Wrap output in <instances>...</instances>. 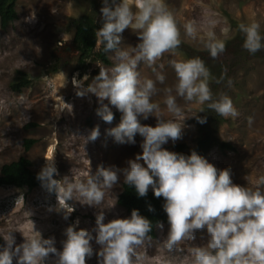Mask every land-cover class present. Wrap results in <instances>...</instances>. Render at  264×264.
<instances>
[{"label":"clouds","instance_id":"clouds-1","mask_svg":"<svg viewBox=\"0 0 264 264\" xmlns=\"http://www.w3.org/2000/svg\"><path fill=\"white\" fill-rule=\"evenodd\" d=\"M102 26L95 30L94 51L108 54L112 66L106 68L100 61L98 74L91 82L85 74L81 79L73 77L76 95L84 97L95 94L99 107L96 114L106 123H111L114 114L109 105L122 115L118 125L107 130L116 143L135 144L139 134L142 151L126 161V166H98L94 174L84 179H62L58 175L53 156L46 157V163L37 174V180L52 199L55 194L57 204L48 211L63 210V218L68 219L75 209L68 201H79L81 205L101 209L96 214L95 226L89 230L77 228L79 220L64 229L62 248L55 246V237L43 238L36 234L24 236L22 243L16 244L12 230L0 234L6 244L0 249V264H46L52 254L51 264H86V256L94 253L91 241L100 247L96 250L97 264H144L145 257L137 249L151 242L149 235L153 224L145 216L133 209L130 216L117 217L105 223V214L100 206L105 200V190L123 183L134 187L139 197L147 195L149 188L156 197H163L162 205L167 215L168 231L163 239V248L171 252L179 250L182 242L195 239L197 230L206 229L207 239L190 248L189 264H264V175L248 181L246 186L233 183L230 169H217L197 151L190 154L169 151L163 145L181 138L183 124L174 119L163 118L166 110L172 117L183 118L184 109L177 103V97L187 104L204 106L224 118H236L239 112L231 98L212 93L209 82L215 79L200 57L169 59L175 72V82L162 89V110L159 102L152 97L161 91L157 83L164 84L163 64H158L165 53L177 55L182 43L177 22L168 9L165 0H102L100 8ZM130 28L138 37V42L122 47V33ZM243 34L242 47L250 54L264 50V34L257 21L240 23ZM185 35L199 39L211 58L224 53L225 43L212 30L203 35L193 22L184 24ZM146 64L155 74V79L141 77L137 70ZM223 79V74L216 80ZM229 86L231 80L228 81ZM107 100L108 103H104ZM57 112L64 107H55ZM197 112V113H198ZM196 116L199 123L207 117ZM156 118V125L142 124L138 117L147 120ZM251 125L252 117L248 118ZM100 135L99 126H94L85 137L95 141ZM143 161V164L141 163ZM40 186V185H39ZM38 187V186H37ZM37 187L33 188L36 189ZM20 190L16 187H11ZM32 189V190H33ZM31 190V191H32ZM30 191V192H31ZM111 203L106 208L115 206ZM149 205V211H152ZM157 227L163 229L162 222ZM95 233V235H93ZM161 264H168L162 258Z\"/></svg>","mask_w":264,"mask_h":264},{"label":"rangeland","instance_id":"rangeland-1","mask_svg":"<svg viewBox=\"0 0 264 264\" xmlns=\"http://www.w3.org/2000/svg\"><path fill=\"white\" fill-rule=\"evenodd\" d=\"M168 9L173 13L180 32L181 45L184 50L177 49V55L165 53L157 61L163 64L158 68L165 75L164 84L157 83L158 91L153 97L154 102H159L161 109L162 89L175 82V72L169 65V59H188L200 57L212 76L210 89L228 95L234 107L239 112L236 118H224L218 123L213 133L217 141H225L233 149H220L216 143L209 146L203 153L216 168L230 169L233 183L246 186L248 181L254 180L258 175H264V50L250 54L242 47L237 36L243 37L239 31L240 23L257 21L264 34V0H165ZM102 0H16L15 10L17 18L0 26V167L20 157H25L31 162V169L39 172L45 165V156L50 148L53 160L58 170L54 178L62 179L64 176L72 181L84 179L89 174H94L98 166H126L129 158H134L140 153L142 137L137 134L135 144H120L108 135L107 130L115 127L120 121L113 120L106 123L97 116L99 107L95 94L88 93L84 97L76 95V88L72 79H81L88 74L89 79L84 85L89 84L95 75L93 70L99 67L93 62L84 74L75 69L78 53L72 38L74 26L73 19L86 14L91 15L96 24L101 27ZM193 22L199 35L208 30L215 32L217 38L225 43V51L216 59L210 57L203 43L197 38L185 35L184 24ZM122 47L138 42V37L126 28L122 33ZM108 58V54H107ZM102 63L106 68L112 66ZM57 68L53 71V68ZM220 76L215 77V70ZM141 77L155 79V74L143 62L138 65ZM19 71L27 74L29 82L15 91L13 86L18 82ZM223 74V79L216 82ZM231 80L229 86L228 81ZM104 103H108L107 100ZM177 103L184 109L183 118L172 117L163 111V118L174 119L183 124L181 138L173 143L171 140L164 148L175 152V145L183 143L186 147L195 146L200 136L198 120L195 115L201 106L187 104L182 98L177 97ZM59 105L63 111L57 113ZM112 111L119 112L114 106L109 105ZM57 113V114H56ZM201 112L197 113L200 116ZM252 117L249 125L248 118ZM142 124L155 126L157 121L154 116L147 120L138 117ZM99 126L100 135L95 141H86V136L94 126ZM32 139L34 142L29 149H25L24 140ZM143 164V161H141ZM123 178L112 189L105 190V200L100 206L105 214V223L111 219L130 216L124 208L116 202L121 191ZM14 188L0 186V202ZM23 193V200L12 210L0 211V234L9 229L15 237V243L20 244L24 236L36 234L39 231L43 238L55 237V246L62 248L61 241L64 229L77 219V228L91 230L95 226L96 214L101 211L96 207L81 205L79 201H68L74 207L68 219L63 218V210L48 211L49 206L57 204L55 194L52 199L44 198L45 190L40 186L29 193ZM41 193V194H40ZM111 203H116L111 208ZM1 208V205H0ZM163 229L155 228V236L151 242H146L137 250L143 253L144 264H161L166 258L168 264H189L190 248L206 242V229L197 230L195 239L182 242L179 250L171 252L163 248V239L167 235L168 225ZM24 235V236H23ZM95 235V233H93ZM1 238L0 249L6 244ZM94 249L93 255L86 256V264H97L95 252L99 245L91 241ZM52 254L46 264H51ZM13 264H16L15 258Z\"/></svg>","mask_w":264,"mask_h":264},{"label":"trees","instance_id":"trees-1","mask_svg":"<svg viewBox=\"0 0 264 264\" xmlns=\"http://www.w3.org/2000/svg\"><path fill=\"white\" fill-rule=\"evenodd\" d=\"M15 4L16 0H0V26L2 28L6 27L8 23L17 18ZM71 24L75 29L72 41L78 53L75 69L79 71L80 74H84L95 61L109 64L107 54L102 51L97 52L93 50L95 47L94 32L99 28L93 17L84 14L79 18L73 19ZM237 37L239 43L243 44L244 38ZM178 49L184 50L185 46L180 44ZM220 69L221 68L218 67V72L215 70V77L220 76ZM56 70V67L53 68V71ZM98 72L97 69L93 70L95 76ZM19 74L20 77L18 82L13 86L15 91H20L21 87L29 82L26 73L19 71ZM211 91L214 96L217 95V90L212 89ZM112 112L114 114L113 120L120 121L122 114L117 111ZM200 116H206L207 120L203 124L198 122L200 136L197 138L195 146L188 148L183 143H179L175 145V152L188 155L191 150H195L200 155H203L206 149L214 143H216L220 149H233V146L230 143L217 141L213 134L218 123L222 120V117L217 115L214 111L207 109L206 106H204V112H201ZM33 142L34 140L32 139H25V149H29ZM30 166V160L25 157H20L10 163L3 164L0 167V186L16 187L23 190L25 193H29L33 188L41 184L36 178L39 172L32 170ZM116 202L119 206L124 208L127 213L131 214L133 209H138L141 215L148 218L153 224L152 230L149 234L152 238L155 236L157 221L168 225L167 215L162 207L164 199L163 197H156L151 188H149L146 196L139 197L134 187L122 183L121 191L117 195ZM149 205H151L153 209L152 211H149Z\"/></svg>","mask_w":264,"mask_h":264},{"label":"built area","instance_id":"built-area-1","mask_svg":"<svg viewBox=\"0 0 264 264\" xmlns=\"http://www.w3.org/2000/svg\"><path fill=\"white\" fill-rule=\"evenodd\" d=\"M45 190V189H44ZM44 198L47 196L50 197L49 193L45 190ZM41 194V193H40ZM23 193L19 192L18 190H13L12 194L6 196L4 200L0 202L1 208L0 211L6 212L8 210H12L16 205L20 204L23 200Z\"/></svg>","mask_w":264,"mask_h":264},{"label":"bare ground","instance_id":"bare-ground-1","mask_svg":"<svg viewBox=\"0 0 264 264\" xmlns=\"http://www.w3.org/2000/svg\"><path fill=\"white\" fill-rule=\"evenodd\" d=\"M57 106V105H56ZM57 107H60L59 105L57 106ZM57 111V110H56ZM58 113V112H57ZM56 113V114H57ZM49 156H52V151H51V149L49 148L48 149V151H47V153H46V156H45V161H46V157H49ZM47 162V161H46Z\"/></svg>","mask_w":264,"mask_h":264}]
</instances>
